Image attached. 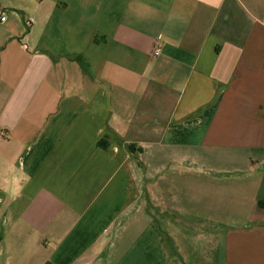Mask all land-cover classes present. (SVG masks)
<instances>
[{
    "label": "crops",
    "instance_id": "crops-1",
    "mask_svg": "<svg viewBox=\"0 0 264 264\" xmlns=\"http://www.w3.org/2000/svg\"><path fill=\"white\" fill-rule=\"evenodd\" d=\"M0 12V264H264V0Z\"/></svg>",
    "mask_w": 264,
    "mask_h": 264
},
{
    "label": "trees",
    "instance_id": "trees-1",
    "mask_svg": "<svg viewBox=\"0 0 264 264\" xmlns=\"http://www.w3.org/2000/svg\"><path fill=\"white\" fill-rule=\"evenodd\" d=\"M99 144L104 146V143L102 141H100ZM126 147L136 158H138V153H137L138 151H137L135 144L127 143ZM139 151H141V150H139ZM139 163L141 164L142 162L139 160Z\"/></svg>",
    "mask_w": 264,
    "mask_h": 264
},
{
    "label": "built area",
    "instance_id": "built-area-1",
    "mask_svg": "<svg viewBox=\"0 0 264 264\" xmlns=\"http://www.w3.org/2000/svg\"><path fill=\"white\" fill-rule=\"evenodd\" d=\"M7 19V16L4 14V13H2V12H0V21H5ZM34 21V19L33 18H29L28 20H27V23L28 24H31L32 22ZM159 49H157L156 51H155V54H159Z\"/></svg>",
    "mask_w": 264,
    "mask_h": 264
}]
</instances>
